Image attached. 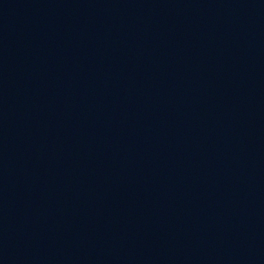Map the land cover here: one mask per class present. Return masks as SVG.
Here are the masks:
<instances>
[{
  "label": "water",
  "instance_id": "1",
  "mask_svg": "<svg viewBox=\"0 0 264 264\" xmlns=\"http://www.w3.org/2000/svg\"><path fill=\"white\" fill-rule=\"evenodd\" d=\"M0 264H264V0H0Z\"/></svg>",
  "mask_w": 264,
  "mask_h": 264
}]
</instances>
